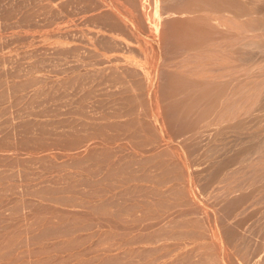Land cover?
<instances>
[{
	"label": "rangeland",
	"instance_id": "obj_1",
	"mask_svg": "<svg viewBox=\"0 0 264 264\" xmlns=\"http://www.w3.org/2000/svg\"><path fill=\"white\" fill-rule=\"evenodd\" d=\"M219 5L0 0V264H217L219 251L223 264H239L258 255L264 186H252L258 191L232 214L234 202L220 205L226 180L200 171L204 151L185 133L199 113L190 74L214 37L201 21ZM259 130L223 141L219 153ZM215 211L219 240L211 234Z\"/></svg>",
	"mask_w": 264,
	"mask_h": 264
},
{
	"label": "bare ground",
	"instance_id": "obj_2",
	"mask_svg": "<svg viewBox=\"0 0 264 264\" xmlns=\"http://www.w3.org/2000/svg\"><path fill=\"white\" fill-rule=\"evenodd\" d=\"M104 2V1H103ZM215 4V3H214ZM221 4V2H220ZM223 5H219L220 7L215 8L214 11L211 9L204 10L206 11L203 16L204 23L205 19L207 24L210 26L209 28L200 25L201 30H204V33L210 31L213 33L212 37H207L205 35L210 36L208 34H204L203 38L207 39V43L202 46L201 54L198 57L196 51L197 58L199 59V65H194L199 68L197 73L190 74V76L194 77L190 81V77L185 81L189 82L187 89L192 86H199L196 91V87L192 88L199 93V98L196 97L197 94L194 95L196 99L189 101L192 104H186V110L194 106L193 103L199 105L198 115L188 122V130L187 133V142L191 140L192 142L195 140L194 137L199 139V142L202 146V151H204L203 157V173L209 174L211 176L212 182H216L217 180H226L225 186L222 187L221 194L219 195V199H223V202L220 205L235 203V211L232 214H236L242 208V204L247 202L249 196L253 195L255 191H250L252 186H264V134L263 130L257 131L256 135H251L247 138L248 141L243 142V144L238 145L235 144V147L230 151H227L223 155L219 153L221 151V146L223 141H227L232 137H238L241 133L248 129H260L264 127V0H225ZM235 4L238 5L237 8L233 11ZM140 5H142L140 3ZM209 6V5H208ZM56 8V7H55ZM207 8V7H206ZM220 8V9H219ZM146 9V8H145ZM184 9V8H183ZM172 10V9H171ZM188 10V9H187ZM210 10V11H209ZM145 11V10H144ZM142 11V12H144ZM155 11H159L156 10ZM165 11V10H164ZM175 11V9H174ZM202 11V10H201ZM200 12V11H199ZM113 13V12H112ZM119 13V12H118ZM213 15H210V14ZM117 14V13H116ZM128 14V13H127ZM156 14V13H155ZM154 14V16H155ZM182 14V13H181ZM129 15V14H128ZM180 15V14H179ZM178 15V16H179ZM148 16V15H147ZM156 16L159 17V14ZM162 16V14H161ZM176 16V15H175ZM181 16V15H180ZM185 16V15H184ZM201 16V15H200ZM202 16V17H203ZM140 17V16H139ZM182 17V16H181ZM257 17V19H256ZM124 19V18H123ZM151 19V18H150ZM156 19V18H155ZM180 19V18H178ZM184 19V17H183ZM193 19V18H192ZM28 20V19H27ZM145 20V19H144ZM181 20V19H180ZM146 21V20H145ZM149 21V20H148ZM152 21V20H151ZM158 22V20H156ZM154 20L153 24L156 22ZM182 21V20H181ZM184 21V20H183ZM151 23V22H150ZM187 23V22H186ZM156 24V23H155ZM139 25V24H138ZM147 25V24H146ZM159 25V24H157ZM193 25V24H192ZM132 27V26H131ZM143 27V26H142ZM154 27V26H153ZM212 28V29H211ZM134 29V28H133ZM152 29V28H151ZM149 30V29H148ZM151 31V30H150ZM152 32V31H151ZM258 34V35H257ZM200 35V34H199ZM202 36V35H201ZM257 37H261L255 39ZM189 38V37H188ZM212 38V40H210ZM186 39V38H185ZM204 41V40H203ZM211 41V42H210ZM204 41L203 43H205ZM144 43V42H143ZM153 45V44H152ZM203 45V44H202ZM204 47V48H203ZM149 48V47H148ZM150 49V48H149ZM144 50V48H143ZM196 50V49H195ZM194 51V50H193ZM191 53V52H190ZM174 55V54H173ZM193 55V54H192ZM202 55V57H201ZM179 56V55H178ZM148 57V56H147ZM146 57V58H147ZM150 57V56H149ZM154 57H156L154 55ZM153 57V58H154ZM190 57V56H189ZM155 59V58H154ZM153 59V61H154ZM179 60V59H178ZM146 61V59H145ZM156 61V60H155ZM170 61V60H169ZM198 61V60H197ZM152 62V61H151ZM191 62V60H190ZM150 64V63H149ZM148 64V65H149ZM152 64V63H151ZM176 65V64H175ZM184 67V66H183ZM189 67V66H188ZM190 68V67H189ZM197 69V68H196ZM148 70V69H146ZM198 70V69H197ZM190 71V70H189ZM153 73V71H151ZM150 72V73H151ZM171 72V70H170ZM120 73V72H119ZM149 73V71H148ZM190 73V72H186ZM151 75V74H150ZM189 76V75H188ZM152 78V77H151ZM150 79V78H149ZM181 79V78H180ZM187 80V79H186ZM158 81V80H157ZM182 81V80H181ZM239 82V83H237ZM151 83V82H150ZM183 83V82H182ZM184 83V84H185ZM195 83V84H193ZM187 84V83H186ZM193 84V85H192ZM238 84V85H237ZM131 85V84H130ZM187 86V85H186ZM186 86L184 87V92L186 90ZM129 89V86L127 87ZM183 89V88H182ZM190 89V88H189ZM130 91V90H129ZM141 91V90H140ZM182 91V90H181ZM155 92V91H154ZM153 92V94H155ZM182 92V93H184ZM181 93V92H180ZM182 98V97H181ZM191 99V98H190ZM121 100V99H120ZM157 100V99H156ZM135 101V100H134ZM124 104V103H123ZM157 106V104H156ZM189 106V107H188ZM185 107V106H184ZM194 107V108H195ZM137 111V110H136ZM140 113V112H139ZM158 114V113H157ZM189 115V114H188ZM191 115V114H190ZM189 115V116H190ZM161 118V117H160ZM159 123V122H158ZM157 123V124H158ZM163 123V122H162ZM156 124V123H155ZM161 126V125H159ZM165 127V126H164ZM188 131V132H187ZM178 132V131H177ZM141 134V133H140ZM150 134V133H149ZM181 134V133H180ZM263 134V135H262ZM154 135V134H153ZM184 135V133H183ZM180 136V135H179ZM136 137V136H135ZM143 137V136H142ZM193 138V139H192ZM243 138V137H242ZM12 139V138H11ZM111 139V138H109ZM240 139V137L238 138ZM237 139V140H238ZM184 140V139H183ZM241 140V139H240ZM185 141V140H184ZM252 143H251V142ZM182 142V141H181ZM221 142L220 146L217 143ZM230 141L227 143L229 144ZM250 142V143H248ZM190 143V142H189ZM234 143V142H233ZM193 144V143H192ZM199 144V145H200ZM155 145V144H154ZM188 146V145H187ZM226 146V144H225ZM225 147H223L224 149ZM219 149V150H218ZM228 150V149H227ZM212 151V156L209 154ZM223 151V150H222ZM161 153V152H160ZM159 153V154H160ZM162 155V154H161ZM165 155V154H164ZM193 155V154H192ZM195 156V155H194ZM164 157V156H163ZM212 159L213 161H209L208 159ZM152 161V160H151ZM160 161V160H159ZM222 162V163H221ZM190 163V162H189ZM221 163V164H219ZM146 164V163H145ZM196 164V163H195ZM194 164V165H195ZM198 164V163H197ZM201 164V163H200ZM182 165V164H181ZM202 165V164H201ZM193 166V165H191ZM189 166V167H191ZM161 167V166H160ZM199 169L202 168L199 166ZM197 167V169H198ZM196 168V165H195ZM183 169L186 173L188 172V167L183 164ZM192 169V168H191ZM194 171V170H193ZM199 171V170H198ZM199 171V172H200ZM197 172V173H199ZM119 173H121L119 171ZM193 172H191L192 174ZM201 173V172H200ZM201 173V174H203ZM8 174V173H7ZM190 174V173H189ZM188 176L190 177L191 175ZM194 174V173H193ZM205 174V175H206ZM260 174V175H258ZM14 175V174H13ZM156 175V174H155ZM179 175V174H178ZM131 176V175H130ZM193 177V176H192ZM208 177V176H207ZM105 178V177H104ZM162 178V177H161ZM184 179V178H183ZM206 179V178H205ZM185 180V179H184ZM150 181V180H149ZM202 181V180H201ZM151 182V181H150ZM157 182V181H156ZM183 182V181H182ZM102 183V182H101ZM221 184V182H219ZM155 184V183H154ZM224 184V183H223ZM96 186V185H95ZM192 186V185H191ZM217 188V187H216ZM212 189V188H211ZM50 190V189H49ZM70 190V189H69ZM87 190V189H86ZM187 190V189H186ZM197 190V189H196ZM263 190V189H262ZM34 191V190H33ZM43 191V190H42ZM84 191V190H83ZM88 191V190H87ZM199 191V190H198ZM216 190H214L215 192ZM218 191V190H217ZM126 192V191H124ZM174 192V190H173ZM262 192V191H261ZM33 193V192H32ZM77 193V192H76ZM212 193V192H211ZM34 194V193H33ZM162 194V193H160ZM177 194V193H176ZM128 195V194H127ZM159 195V194H158ZM165 195V194H164ZM170 195V194H169ZM121 196V195H120ZM160 196V195H159ZM163 196V195H161ZM176 196V195H175ZM255 197L257 195H254ZM147 197V195H146ZM145 197V198H146ZM180 197V196H179ZM253 197V196H252ZM251 197V198H252ZM253 197V198H255ZM263 197V195H262ZM261 197V198H262ZM132 198V197H131ZM153 198V197H152ZM163 198V197H162ZM252 198V199H253ZM261 198L259 199L260 201ZM264 198V197H263ZM262 198V199H263ZM193 199V198H192ZM257 199V198H256ZM64 200V199H63ZM110 200V198H109ZM184 200V199H183ZM54 201V200H53ZM81 201V200H80ZM108 201V200H107ZM112 201V200H111ZM116 201V200H115ZM160 201V200H159ZM193 201V200H192ZM220 201V200H219ZM257 201V200H255ZM180 202V201H178ZM194 202V201H193ZM254 202V201H252ZM264 202V201H263ZM55 203V202H54ZM157 203H162L158 202ZM164 203V202H163ZM199 203V202H198ZM261 203V202H259ZM67 204V203H66ZM195 204V202H194ZM252 204V203H251ZM263 204V203H261ZM147 205V204H146ZM151 205V204H150ZM254 205V204H252ZM81 206V205H80ZM99 206V205H98ZM106 206V205H105ZM105 206L103 208H105ZM148 206V205H147ZM160 206V205H159ZM180 206V205H179ZM178 206V207H179ZM183 206V205H182ZM190 206V205H189ZM202 206V205H201ZM251 206V205H250ZM256 206V205H255ZM24 207V206H23ZM75 207V206H74ZM96 207V206H95ZM110 208V206H108ZM173 207V206H171ZM184 207V206H183ZM214 207V206H213ZM247 207V206H246ZM245 207V208H246ZM253 207V206H252ZM258 207V204H257ZM94 208V207H93ZM102 208V207H100ZM99 208V209H100ZM206 208V207H204ZM202 208V209H204ZM249 208V207H247ZM254 208V207H253ZM18 209V208H17ZM95 209V208H94ZM98 209V208H96ZM108 208H106L105 212ZM193 209V208H192ZM234 209V208H233ZM133 210V209H132ZM190 210V209H189ZM206 210V209H204ZM244 210V209H243ZM256 208L254 209V211ZM14 211V210H13ZM104 211V210H102ZM219 211V210H218ZM260 211V210H259ZM83 212V211H82ZM128 212V211H127ZM212 212V211H211ZM249 212V210H248ZM99 213V212H98ZM110 213V212H109ZM112 213V212H111ZM213 213V212H212ZM241 213V212H240ZM247 213V212H246ZM79 214V213H78ZM105 214V213H104ZM211 214V213H210ZM216 211L214 214H211L213 217V230L212 236L217 238V230L220 227V221L216 215ZM230 214V215H232ZM244 214V213H243ZM261 214H264V209ZM17 215V214H16ZM258 215V214H257ZM256 215V217H257ZM7 216V215H6ZM81 216V215H80ZM112 216V215H111ZM138 216V215H137ZM207 218H211L208 214H206ZM205 216V217H206ZM239 216V215H238ZM253 216V215H252ZM260 216V215H259ZM258 216V218H259ZM104 217V216H103ZM143 217V216H142ZM254 217V216H253ZM252 217V218H253ZM46 218V217H45ZM84 218V217H83ZM108 218V217H107ZM262 218V217H261ZM79 219V218H78ZM123 219V218H122ZM143 219V218H141ZM158 219V218H157ZM220 219V218H219ZM229 219V218H228ZM254 219V218H253ZM257 219V218H256ZM260 219V218H259ZM264 221V216H263ZM53 220V219H52ZM147 220V219H146ZM221 220V219H220ZM223 220V219H222ZM234 220V219H233ZM232 221V220H231ZM253 221V220H252ZM257 221V220H256ZM262 221V220H260ZM262 221V222H263ZM129 222V221H128ZM199 222V221H198ZM27 223V222H26ZM144 223V222H143ZM177 223V222H176ZM191 223V222H190ZM209 223V224H210ZM239 223V222H238ZM251 223V222H250ZM128 224V223H127ZM237 224V223H236ZM100 225V224H99ZM166 225V224H165ZM241 225V224H240ZM260 225V224H259ZM54 226V225H53ZM56 226V224H55ZM261 226V225H260ZM32 227V225H31ZM41 227V226H40ZM65 227V226H64ZM63 227V228H64ZM184 227V226H183ZM1 228V227H0ZM29 228V225H28ZM53 228V227H52ZM59 229V227H56ZM112 228V227H111ZM32 229V228H31ZM58 229H55L56 231ZM27 230V229H26ZM33 230V229H32ZM43 230V229H42ZM46 231L48 229H45ZM53 230V229H52ZM62 230V229H61ZM28 231V230H27ZM26 231V232H27ZM78 231V230H77ZM211 231V230H210ZM31 232V231H30ZM34 232V231H33ZM177 232V231H176ZM208 232V231H207ZM55 233V232H54ZM57 233V232H56ZM101 233V232H100ZM179 233V232H178ZM177 233V234H178ZM189 233V232H188ZM258 233V232H257ZM19 234V233H18ZM184 234V232H183ZM220 233H218L219 235ZM85 235V234H84ZM94 235V234H93ZM127 235V234H126ZM181 235V234H179ZM187 235V234H186ZM35 236V235H34ZM34 236H31L34 238ZM160 236V235H159ZM30 237V238H31ZM50 237V236H49ZM161 237V236H160ZM28 238V240L30 239ZM37 238V237H36ZM39 238V237H38ZM100 238V236H99ZM213 238V237H212ZM236 238V237H235ZM46 239V238H45ZM119 239V238H118ZM134 239V238H133ZM132 239V240H133ZM192 239V238H191ZM218 239V238H217ZM43 240V239H42ZM54 240V239H53ZM100 240V239H99ZM110 240V239H109ZM128 240V238L126 239ZM219 240V239H218ZM25 241V239H24ZM30 241V240H29ZM32 241V239H31ZM44 241V240H43ZM50 241V240H49ZM108 241V240H107ZM121 241V240H120ZM119 241V242H120ZM10 242V241H9ZM55 242V241H54ZM53 242V243H54ZM69 242V241H68ZM67 242V244H68ZM74 242V241H73ZM72 242V243H73ZM113 242V241H112ZM223 242V241H222ZM41 243V242H40ZM66 243V241H65ZM78 243V242H77ZM100 243V242H98ZM107 243V242H106ZM27 244V239L25 241ZM43 244V242H42ZM55 244V243H54ZM64 244V243H62ZM71 244V242H70ZM183 244V243H182ZM219 246V242L215 241L214 245ZM224 244V242H223ZM51 245V244H50ZM259 245V244H258ZM16 246V245H15ZM21 246V245H20ZM64 246V245H63ZM217 247V246H216ZM53 248V247H52ZM170 248V247H169ZM128 249V248H127ZM153 249V248H152ZM191 249V248H190ZM217 250V248H215ZM219 249V247H218ZM226 249V248H225ZM35 250V249H34ZM53 250V249H52ZM51 250V251H52ZM151 250V249H150ZM201 250V249H200ZM239 250V249H238ZM257 250V248H256ZM126 251V250H125ZM129 251V250H127ZM126 251V252H127ZM132 251V250H131ZM10 252V251H9ZM29 252V251H28ZM27 252V253H28ZM44 252V251H43ZM134 252V251H133ZM159 252V251H158ZM194 252V250H193ZM218 252V251H217ZM34 253V252H33ZM42 253V252H41ZM129 253V252H128ZM32 254V253H31ZM136 255V253H131ZM195 254V253H194ZM21 255V254H20ZM27 255V254H26ZM29 255V254H28ZM36 255V254H35ZM126 255V254H125ZM193 255V254H192ZM196 255V254H195ZM198 255V254H197ZM217 255V256H216ZM215 261L218 260L220 263L227 262L225 260V252L216 253ZM134 256V259H137ZM144 256V255H143ZM198 256H201L199 254ZM197 259H203V255ZM39 257V256H38ZM101 257V256H99ZM108 257V256H107ZM107 257L105 256L106 260ZM124 257V256H123ZM126 257V256H125ZM132 257V256H131ZM211 257V256H209ZM208 257V258H209ZM4 258V257H3ZM7 258V257H6ZM23 258V257H22ZM104 258V255H103ZM109 258V257H108ZM115 258V257H113ZM111 258V259H113ZM148 259V257H145ZM159 258V257H158ZM176 258V257H175ZM196 256L192 259H195ZM248 258V257H247ZM40 259V258H39ZM140 259V258H139ZM178 259V258H177ZM211 259V258H210ZM227 259V258H226ZM249 259V260H248ZM247 261L243 264L251 263V264H264V239L261 243V246L258 251V255H254L253 258H248ZM2 260V259H1ZM17 260V259H16ZM41 260V259H40ZM101 260V259H100ZM99 260V263L101 262ZM133 260V257H132ZM189 260V259H187ZM108 261V260H107ZM111 261V260H110ZM137 261V260H136ZM162 261V260H161ZM177 261V260H176ZM175 261V262H176ZM196 260H194L195 262ZM203 261V260H202ZM109 262V261H108ZM149 262V261H148ZM152 262V261H151ZM154 262V261H153ZM183 262V261H182ZM192 262V261H191ZM198 261H196L197 263ZM217 262V261H216ZM229 262V261H228ZM227 262V263H228ZM26 263V262H25ZM87 263V262H86ZM102 263V262H101ZM107 263V262H106ZM110 263V262H109ZM130 263V262H129ZM204 263V262H203ZM202 263V264H203ZM217 263V264H220ZM239 263V264H240ZM241 263V264H242ZM89 264V263H87ZM103 264V263H102ZM118 264V263H117ZM123 264V263H122ZM155 264V263H154ZM176 264V263H174ZM179 264V263H178ZM195 264V263H194ZM201 264V263H200ZM215 264V263H214Z\"/></svg>",
	"mask_w": 264,
	"mask_h": 264
}]
</instances>
